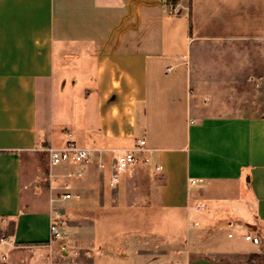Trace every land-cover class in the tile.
I'll return each instance as SVG.
<instances>
[{"label":"crops","instance_id":"1","mask_svg":"<svg viewBox=\"0 0 264 264\" xmlns=\"http://www.w3.org/2000/svg\"><path fill=\"white\" fill-rule=\"evenodd\" d=\"M211 5L0 0V242L11 245L0 264L22 262L26 247L53 240V209L23 204V162L69 139L105 151L109 164L113 150L146 140L163 166L159 204L181 212L189 245L203 238H193L196 222L264 238V0H223L225 30L201 25L197 9ZM216 47L224 52L211 51ZM219 63L231 115L201 84L219 81ZM82 169L76 180L84 204L99 202L111 168ZM179 264L230 263L189 252Z\"/></svg>","mask_w":264,"mask_h":264},{"label":"rangeland","instance_id":"2","mask_svg":"<svg viewBox=\"0 0 264 264\" xmlns=\"http://www.w3.org/2000/svg\"><path fill=\"white\" fill-rule=\"evenodd\" d=\"M209 1L212 5L205 13L201 7L197 9L201 25L205 30H225L228 19L223 0ZM202 2L199 0V5ZM194 17L196 20L197 15ZM187 37L186 32L185 50L189 52L184 56L186 60L192 53V42ZM214 37L219 38V34ZM211 51L222 54L224 49L216 47ZM203 52L207 54L210 50L205 48ZM216 60L221 62V59ZM219 65V81L202 80L201 84L204 91L216 95V107L223 114L231 115L224 112L229 104H225L223 97V67L222 63ZM202 66L200 64V68ZM58 169L62 168L50 165L44 147L24 159L23 204L28 211H58L55 222L60 236L53 237L48 244L26 247L27 253H21L25 254L21 258H26L17 264H27L25 260L32 257L37 264H179L189 252L193 258L206 257L230 264H264V238L258 246L252 245L245 240L248 231L244 228L241 231L214 227L204 230L194 224L193 238H203H194V244L191 241L189 245L188 227L181 223V212L159 204V185L152 167L130 169L117 188L104 187L102 193L96 194L100 201L92 203L91 200L90 204H84L83 196L62 200L68 192L64 189L66 185H71V193L80 196L82 193L79 180L64 177L70 168ZM5 247L8 246L0 242V257L5 254Z\"/></svg>","mask_w":264,"mask_h":264},{"label":"built area","instance_id":"3","mask_svg":"<svg viewBox=\"0 0 264 264\" xmlns=\"http://www.w3.org/2000/svg\"><path fill=\"white\" fill-rule=\"evenodd\" d=\"M179 12L180 6L174 7V13ZM45 151L49 155L52 167L71 168L64 174L65 178L80 179L84 176L82 168H89L94 165L98 166L100 172H105L110 167L109 186L111 188H117L124 174L136 166L152 167V172L155 176H158L163 171L162 164L154 160V150L148 146L147 141L144 139L139 140L132 149L113 150L110 152L113 156L110 164L105 160V151L82 147L71 139L62 147L50 146L45 148ZM192 183L196 184L197 180H193ZM64 189L68 192L63 195V201L81 199L80 195L71 193V185H66ZM196 209L199 211L202 209V206H197ZM53 213L54 215H59V212L56 210ZM195 226L200 227V224L196 222ZM51 233L53 237L60 236L59 227L55 221L51 224ZM245 240L255 246L260 244L259 237L252 233L247 234ZM1 242L2 244H6L5 239H2Z\"/></svg>","mask_w":264,"mask_h":264},{"label":"trees","instance_id":"4","mask_svg":"<svg viewBox=\"0 0 264 264\" xmlns=\"http://www.w3.org/2000/svg\"><path fill=\"white\" fill-rule=\"evenodd\" d=\"M263 264V263H262Z\"/></svg>","mask_w":264,"mask_h":264}]
</instances>
